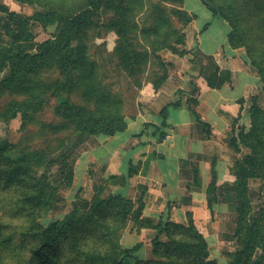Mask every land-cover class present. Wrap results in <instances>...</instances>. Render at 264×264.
I'll return each instance as SVG.
<instances>
[{
  "label": "trees",
  "instance_id": "16d2710c",
  "mask_svg": "<svg viewBox=\"0 0 264 264\" xmlns=\"http://www.w3.org/2000/svg\"><path fill=\"white\" fill-rule=\"evenodd\" d=\"M15 1L35 11L26 16L1 10L8 29L0 33V96H23L21 111L27 116L43 112L52 99L65 97L55 115L62 118V126L69 122L74 134L86 136L126 131L128 105L133 100L130 91L140 89L151 75L154 91L160 90L169 78V68L159 52L187 55L181 49L185 28L196 19L183 8L185 0ZM209 2L205 6L213 19L229 25L230 46L245 49L264 90V0ZM35 26L45 30L58 26L59 32L33 44L28 35ZM110 34L117 36L112 52L106 41L94 43ZM198 58L199 53L193 62L202 65L205 75V59ZM208 59L215 67L213 59ZM206 79L210 87L221 88L230 74L215 67ZM74 94L86 106H78ZM181 103L180 95L170 107L177 109ZM252 103L250 129L230 141L236 152L240 145L250 150L237 161L233 182L226 186L237 214L235 238L239 244L228 254L230 264H264V207L254 214L250 197L251 180L264 181V106L259 96ZM168 110L162 111L164 118ZM42 129L55 132L60 126ZM31 153L19 144H0V264H209L208 239L191 217L188 225L169 218L159 224L142 218L144 191L137 205L119 194L86 210L75 205L63 219L43 224L59 202V188L52 186L46 174V153ZM130 221L139 231L156 230L152 259L138 256L140 244L132 248L122 245L121 235Z\"/></svg>",
  "mask_w": 264,
  "mask_h": 264
},
{
  "label": "crops",
  "instance_id": "0c3cea01",
  "mask_svg": "<svg viewBox=\"0 0 264 264\" xmlns=\"http://www.w3.org/2000/svg\"><path fill=\"white\" fill-rule=\"evenodd\" d=\"M2 8L26 16L34 13V8L15 0H0V22L7 20ZM184 9L196 16L185 28L181 49L188 54L161 53L169 78L158 91L146 87L137 92L128 105L126 131L86 136L69 152L66 183L59 191L52 219H63L75 205L86 210L119 194L137 205L144 191L143 219L159 224L169 218L188 225L191 217L208 239V263L230 264L228 254L239 244L235 238L237 214L226 186L233 182L237 161L250 154L243 145L236 152L230 141L250 129L252 99L259 96L264 106V90L245 49L230 46L229 25L213 19L201 0H185ZM198 53V59H205V75L202 65L193 62ZM208 58L230 74L221 88H212L207 82L206 77L215 72ZM180 95L181 106L170 107ZM253 183L264 181L251 180L252 200L253 186H257ZM263 207H254V214ZM123 235L125 248L140 244L138 256L153 258L156 230L139 231L130 221ZM213 251L220 254L213 255Z\"/></svg>",
  "mask_w": 264,
  "mask_h": 264
},
{
  "label": "rangeland",
  "instance_id": "374dc122",
  "mask_svg": "<svg viewBox=\"0 0 264 264\" xmlns=\"http://www.w3.org/2000/svg\"><path fill=\"white\" fill-rule=\"evenodd\" d=\"M185 19V17H183L182 20L179 19V24L177 23L178 29L181 28ZM7 29L6 19H4L0 22V33L5 34L7 32ZM58 32V26H52L47 28L46 30L42 29L39 26H35L31 33L28 35V39L31 40L33 44L42 43L43 41L56 35ZM5 40L8 43L11 41L8 38H5ZM105 41L108 44L107 48L109 52H112L117 42V36L115 34H110L106 39L100 38L94 43L101 44ZM161 53L162 52H159L160 55ZM52 78H55V76L53 75ZM152 78L153 75H151L146 82L144 81L140 89L130 91L129 95L133 100L136 99L137 92L139 90H142L146 87H151V89L154 90V86L151 83ZM1 79L2 75H0V80ZM23 98V96L19 97L16 95H11L9 93L1 94L0 144L8 142L19 144L28 154H32L31 152L34 151L45 152L47 158L46 160L48 161V169L46 170V174H48V178L52 182V186H55V188H59L60 191V189L66 183L67 169L69 166L68 154L70 151L81 144L80 142L84 138H86V134H74V126L69 122L68 124H65V126H62V118H58L55 115V108L59 106L60 102L63 101L65 97H61V101H58L59 99H52L43 112L29 114V116H27V114L25 113L23 114V111H21L22 108L20 104L23 103ZM72 98L78 106H86L85 100H83L80 95L74 94ZM17 114L18 116L16 117ZM22 115H24V117ZM46 125L57 128H59L60 126V130H56L55 132L51 130L44 131L42 128ZM44 169L42 171H44ZM253 185L257 184L253 183ZM253 187V206L257 210L258 208L264 206V183ZM52 215L50 216L51 218L43 219L42 223L47 224L48 222L53 220ZM123 234L121 235V243L124 236ZM235 244L232 246L236 249ZM219 254L220 252L215 253L213 251V255ZM223 255L225 256L224 253ZM258 257L259 256H257L256 258Z\"/></svg>",
  "mask_w": 264,
  "mask_h": 264
},
{
  "label": "water",
  "instance_id": "95a60500",
  "mask_svg": "<svg viewBox=\"0 0 264 264\" xmlns=\"http://www.w3.org/2000/svg\"><path fill=\"white\" fill-rule=\"evenodd\" d=\"M202 1H203V3L206 4V5H209V4H210L209 0H202Z\"/></svg>",
  "mask_w": 264,
  "mask_h": 264
}]
</instances>
